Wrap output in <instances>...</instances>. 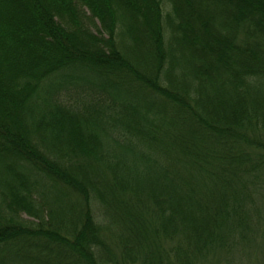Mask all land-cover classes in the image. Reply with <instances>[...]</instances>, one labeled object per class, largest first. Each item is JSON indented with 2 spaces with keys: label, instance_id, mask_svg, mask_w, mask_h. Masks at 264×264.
<instances>
[{
  "label": "trees",
  "instance_id": "1",
  "mask_svg": "<svg viewBox=\"0 0 264 264\" xmlns=\"http://www.w3.org/2000/svg\"><path fill=\"white\" fill-rule=\"evenodd\" d=\"M263 203L264 0H0V264L236 256Z\"/></svg>",
  "mask_w": 264,
  "mask_h": 264
},
{
  "label": "rangeland",
  "instance_id": "2",
  "mask_svg": "<svg viewBox=\"0 0 264 264\" xmlns=\"http://www.w3.org/2000/svg\"><path fill=\"white\" fill-rule=\"evenodd\" d=\"M83 12L87 17L88 12L85 10ZM97 25V22H93L92 31H96ZM260 217L263 218V221L259 226L264 227V212ZM232 257L234 258L232 259ZM195 264H264V233L259 232L256 239L240 255L232 256L230 252L225 253L224 249H215L211 254L200 258Z\"/></svg>",
  "mask_w": 264,
  "mask_h": 264
}]
</instances>
